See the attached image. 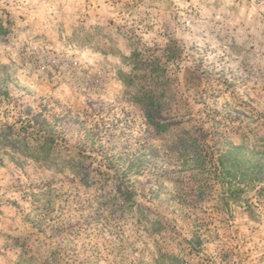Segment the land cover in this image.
I'll return each instance as SVG.
<instances>
[{
  "label": "rangeland",
  "instance_id": "1",
  "mask_svg": "<svg viewBox=\"0 0 264 264\" xmlns=\"http://www.w3.org/2000/svg\"><path fill=\"white\" fill-rule=\"evenodd\" d=\"M0 264H264V0H0Z\"/></svg>",
  "mask_w": 264,
  "mask_h": 264
},
{
  "label": "trees",
  "instance_id": "2",
  "mask_svg": "<svg viewBox=\"0 0 264 264\" xmlns=\"http://www.w3.org/2000/svg\"><path fill=\"white\" fill-rule=\"evenodd\" d=\"M148 99H151V98H147V100ZM150 101H149V103H151ZM39 131H42L41 127L38 128L37 130H35L36 137H37L35 139L38 140V142H39L40 152L42 153V155L48 156L49 153L51 152L52 146H54V144L51 143L52 142V140H50L51 136H49L48 133H46L44 131H42V132H39ZM179 152L182 153V151H180V150H179ZM220 155H221V158H220L221 161L225 160V161L229 162L227 170L230 171L231 169H236L237 168L236 159H237L238 156L234 152V150H225V151L221 152Z\"/></svg>",
  "mask_w": 264,
  "mask_h": 264
}]
</instances>
